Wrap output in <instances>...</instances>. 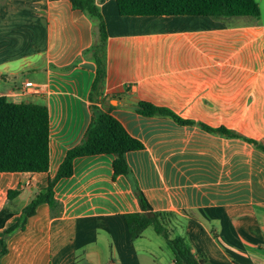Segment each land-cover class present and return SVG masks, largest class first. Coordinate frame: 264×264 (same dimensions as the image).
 <instances>
[{
    "label": "crops",
    "instance_id": "1",
    "mask_svg": "<svg viewBox=\"0 0 264 264\" xmlns=\"http://www.w3.org/2000/svg\"><path fill=\"white\" fill-rule=\"evenodd\" d=\"M255 2L258 17H121L115 0H94L107 38L92 99L97 20L71 0H0V97L49 116L48 171L0 173V211L11 214L0 264H172L155 232L130 241L123 216L141 211L135 188L205 264H264V152L250 143L264 145V0ZM140 102L188 123L143 116ZM94 106L143 144L125 156L128 176L113 175L112 155L76 158L53 187L58 206L39 205L7 233L80 144Z\"/></svg>",
    "mask_w": 264,
    "mask_h": 264
},
{
    "label": "trees",
    "instance_id": "2",
    "mask_svg": "<svg viewBox=\"0 0 264 264\" xmlns=\"http://www.w3.org/2000/svg\"><path fill=\"white\" fill-rule=\"evenodd\" d=\"M72 5L88 13L97 20L99 41L90 49L95 62V78L90 96L96 98L101 90L105 77L104 45L106 32L99 10L94 0H71ZM118 14L121 17H258L259 7L255 0H115ZM138 112L146 117L163 115L180 124L188 122L180 120L170 111L140 102ZM220 133L229 135L221 129ZM258 150L264 152V145L250 141ZM143 149V144L131 137L122 125L108 112L92 107L91 123L79 145L67 151L60 164L56 176L48 181L46 188L36 194L22 210L15 229H23L25 221L35 214L39 205L47 204L56 208L58 203L53 196L55 183L72 175V165L76 158L107 154L114 156L113 175L128 176L129 166L126 154ZM49 167V116L45 105L20 103L15 104L5 97H0V173H46ZM135 195L140 212L125 214L124 222L130 241L141 238L149 227L160 236L171 252L172 264H205L204 257H196L189 245L179 236H173L170 221L166 214L153 212L145 196L135 188ZM18 195L17 191H9L8 199ZM150 213V216H148ZM11 217L8 210L0 211V229ZM3 248L1 255L4 254Z\"/></svg>",
    "mask_w": 264,
    "mask_h": 264
},
{
    "label": "built area",
    "instance_id": "3",
    "mask_svg": "<svg viewBox=\"0 0 264 264\" xmlns=\"http://www.w3.org/2000/svg\"><path fill=\"white\" fill-rule=\"evenodd\" d=\"M35 86H34V84L32 83V82H26L25 84H24V88H25V90H29V89H32V88H34ZM78 264H85V262L83 261V260H80L79 262H78Z\"/></svg>",
    "mask_w": 264,
    "mask_h": 264
},
{
    "label": "rangeland",
    "instance_id": "4",
    "mask_svg": "<svg viewBox=\"0 0 264 264\" xmlns=\"http://www.w3.org/2000/svg\"><path fill=\"white\" fill-rule=\"evenodd\" d=\"M146 234H147L148 236H150V237L155 236V233H154V230H153L152 227L147 228V230H146Z\"/></svg>",
    "mask_w": 264,
    "mask_h": 264
},
{
    "label": "water",
    "instance_id": "5",
    "mask_svg": "<svg viewBox=\"0 0 264 264\" xmlns=\"http://www.w3.org/2000/svg\"><path fill=\"white\" fill-rule=\"evenodd\" d=\"M148 216H150V213H148Z\"/></svg>",
    "mask_w": 264,
    "mask_h": 264
}]
</instances>
